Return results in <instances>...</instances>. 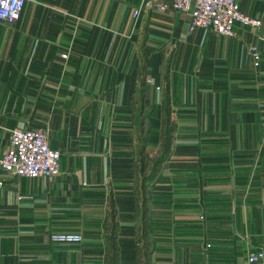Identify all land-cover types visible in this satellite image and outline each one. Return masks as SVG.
Returning <instances> with one entry per match:
<instances>
[{
	"label": "crops",
	"instance_id": "crops-1",
	"mask_svg": "<svg viewBox=\"0 0 264 264\" xmlns=\"http://www.w3.org/2000/svg\"><path fill=\"white\" fill-rule=\"evenodd\" d=\"M162 1L26 0L0 20V153L9 129L41 124L60 151L50 177L0 168V264H247L264 250V0L238 1L259 24L231 35L188 31Z\"/></svg>",
	"mask_w": 264,
	"mask_h": 264
},
{
	"label": "built area",
	"instance_id": "built-area-1",
	"mask_svg": "<svg viewBox=\"0 0 264 264\" xmlns=\"http://www.w3.org/2000/svg\"><path fill=\"white\" fill-rule=\"evenodd\" d=\"M26 0H0V20L12 22L20 15ZM173 10L185 12L188 15L186 29L200 27L222 35L233 34L235 22L256 27L259 19L241 12L239 0H169ZM146 3L157 11H164L166 4L162 0H146ZM141 5L133 7L131 16L135 20ZM253 65L258 64L259 54L255 45L247 47ZM65 57V53H60ZM47 125L31 127L14 126L9 129L8 143L0 153V168L15 175L28 177H50L58 172L59 149L52 148L47 143ZM48 239L53 242L75 243L81 236L76 232L52 231ZM247 264H257L264 259L261 248L248 251L245 255Z\"/></svg>",
	"mask_w": 264,
	"mask_h": 264
},
{
	"label": "rangeland",
	"instance_id": "rangeland-1",
	"mask_svg": "<svg viewBox=\"0 0 264 264\" xmlns=\"http://www.w3.org/2000/svg\"><path fill=\"white\" fill-rule=\"evenodd\" d=\"M117 1H120V2H131V1H134V0H114V2H117ZM138 5H140V3L139 4H135V5H133V6H138ZM132 6V7H133Z\"/></svg>",
	"mask_w": 264,
	"mask_h": 264
}]
</instances>
